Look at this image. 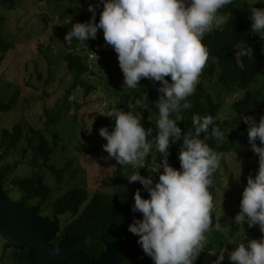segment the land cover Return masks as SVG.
Instances as JSON below:
<instances>
[{
  "label": "clouds",
  "instance_id": "1",
  "mask_svg": "<svg viewBox=\"0 0 264 264\" xmlns=\"http://www.w3.org/2000/svg\"><path fill=\"white\" fill-rule=\"evenodd\" d=\"M232 3L233 0H102L98 21L96 6L89 3L91 17L72 23L64 36L69 45L75 37L82 47H87L86 41L95 39L102 29L105 44L117 53L123 85L136 89L141 78L160 82L159 96L154 101L158 110L155 136L152 127L143 126L142 113L137 110L139 105L151 111L145 94L128 105L135 111L116 108L99 111L115 121L111 131L107 126L99 128L100 136L106 139L102 147L107 158H114L123 167H134L136 171L127 175V180L139 181L149 193L145 198L139 188L135 190L132 211H139L142 217L134 218L128 230L137 235V243L154 264H194L205 249L212 228L215 204L210 188L213 174L221 167L223 153L208 141L214 138L219 145L224 132L207 114H193L192 127L186 131H182L177 121L184 117L181 110L191 107L186 98L194 93L208 62L209 50L203 39L232 19L231 14L222 12ZM246 3L251 31L264 41V7L255 6L264 0ZM249 53L248 44L241 46V55ZM241 118L248 125L251 150L258 154V169L255 176L247 177L239 211L233 218L243 236L228 240L236 245L231 251L221 246L212 264H221L225 253L235 264H264V235L245 242L244 231L246 223L249 228L258 225L264 234V115L258 121L252 116ZM92 123L87 127L89 132ZM176 141H182L179 168L167 159L169 145ZM153 150L162 154L160 163L147 165L152 173H158L155 182L153 176L141 175L137 170L145 166L146 157ZM240 174L241 171L236 177Z\"/></svg>",
  "mask_w": 264,
  "mask_h": 264
},
{
  "label": "trees",
  "instance_id": "2",
  "mask_svg": "<svg viewBox=\"0 0 264 264\" xmlns=\"http://www.w3.org/2000/svg\"><path fill=\"white\" fill-rule=\"evenodd\" d=\"M70 2L72 7L56 4L57 7L50 13H57L60 19L69 18L71 23L84 22L89 19L86 9L91 3L96 6V20H99L103 6L102 0H70ZM16 5V0H0V7L14 8ZM255 6L264 7V3H258ZM41 9H43L42 6ZM222 12L231 14L232 19L219 29L205 35L203 43L209 50L208 62L200 75L194 93L186 98L191 107L181 110V115L184 117L177 123L182 131H186L192 127L191 116L193 114L211 115L214 124L224 132V139L219 145L216 144L214 138L210 139L208 143L217 151L222 152L224 156L225 152L232 148L226 139V132L229 130L226 127L227 124L219 118L224 96L235 94L236 88L244 89L242 96L231 103L234 121L232 122L237 124V130H243L247 125L241 117L252 116L258 121L264 115V51H262L264 41L260 40L258 34L251 31V20L246 0H233V3L225 6ZM41 16L44 17L45 22H50L53 33L60 35L62 28L52 25L51 18L47 13H43ZM4 20L5 15L0 11V53L10 51L15 46V43L8 39L5 34ZM99 32L100 38H89L86 41L88 48H91L94 53L93 57H90L81 45L79 50L69 51L62 43L63 60L72 78L68 92L76 86H80L86 95L96 92L98 83L90 82L88 79L91 76L99 78L103 75L122 77V80L117 81L113 88V94L118 104L116 109L135 111L134 107L129 109L128 105L133 104L135 98L145 94L151 111L141 108L139 105H137V110L142 113L141 121L146 118V127H152V136H155L157 132L155 119L158 110L154 101L159 96L157 91L159 81L153 83L147 78H141L140 86L136 89H129L127 85H123L124 77L122 69L119 67L117 53L112 52L113 49L110 45H107L108 49L102 46L101 38L104 39L102 29ZM74 43L78 44L79 42L75 40ZM247 44L251 48V53L241 55V46L247 47ZM98 51L100 54L97 55ZM98 57L102 60H97ZM111 59H113L112 62ZM38 78L41 79V73H38ZM68 92L64 95L65 98L68 97ZM18 96L19 91L16 90L7 102L0 100V110L12 109L17 103ZM96 96L101 99L103 94L100 91ZM45 113L46 120L41 127L29 126L30 135L23 134L20 123L14 124L10 129L1 128L0 147L2 150H0V160L7 156L8 151L16 149L23 137L28 145L21 149V157L16 159L13 164L4 162L0 166V174L3 176L2 183L8 198L12 192L8 189L7 175L12 168L23 163L33 170L29 175H23L12 180V184H17L21 188L20 193H15L18 197L17 201H22L26 205H38L39 214L44 211L42 209L43 204L49 203L50 210L45 213L46 216L52 218L56 215L61 219L60 229L52 241L53 244L65 235H74L76 237L74 243L76 249L96 256L105 249V241H121L127 235L136 237L137 235L128 230V225L133 222L134 218L142 217V213L139 211H132L134 192L139 188L143 197L149 196L139 181L129 182L127 180L126 176L136 169L131 166L123 167L116 162L113 170L100 179L101 189L90 192L86 186L79 184L63 188L65 173L69 170L70 161H66L60 167L50 161L58 148L59 134L57 130L49 128V125L57 124L60 115L52 116L47 113V110ZM203 135L201 133V136ZM181 145L182 141H176L169 145L167 159L176 168L180 167L178 153ZM27 151L30 153L29 157L26 154ZM161 155L153 150V153L149 154L146 159L161 158ZM26 156L28 158L25 159ZM46 169L54 176L55 186H51L46 181L44 174ZM138 171L141 175L153 176V182L159 178L158 173H152L146 164ZM160 171H163V168H160ZM70 175H72L71 172H68V176ZM210 191L212 194L214 193L213 186ZM64 217L67 219L66 222L62 221ZM216 223L217 216L214 212L212 228L207 234L206 247L194 264H212L216 257L211 252L231 243L228 240L232 239L237 228L234 227L226 233L217 228ZM10 250L12 264H28L26 248L10 247ZM121 264H154V262L144 253L129 256Z\"/></svg>",
  "mask_w": 264,
  "mask_h": 264
},
{
  "label": "rangeland",
  "instance_id": "3",
  "mask_svg": "<svg viewBox=\"0 0 264 264\" xmlns=\"http://www.w3.org/2000/svg\"><path fill=\"white\" fill-rule=\"evenodd\" d=\"M16 1L17 5L14 8L0 7V11L5 15V34L15 43L12 50L0 53V100L7 102L16 90L19 91L17 103L12 109L0 110V133L2 127L10 129L14 124L20 123L23 134L30 135L29 126L41 127L46 120V110L52 116L59 114V122L49 125V128L57 130L59 134L58 148L50 161L57 167L70 161L62 187L79 184L86 186L90 192L101 189L100 179L113 170L117 161L114 158H107L108 154L102 147L106 139L99 134L101 126H107L111 131L115 121L99 111L106 112L118 107L113 88L117 81L122 80V77L91 76L88 80L98 83L96 92L86 95L80 86L68 92L72 78L63 60L61 37L53 33L50 22L44 21V17L41 16L43 13L39 14L33 10L34 6L39 8L42 6L46 13L55 9L57 5L72 7L70 0ZM104 48L108 49V46ZM112 52L115 50L113 49ZM96 54H100L99 51ZM97 60L101 61L102 58L98 57ZM38 73H41V79L38 78ZM100 91L103 94L101 99L96 96ZM67 92L68 97L65 98L64 95ZM243 93L244 89L236 88L235 94L224 96L219 118L227 124L226 127L229 130L226 132V139L232 148L225 152L221 167L212 177L216 226L226 233L236 227L232 239H241L243 236L242 230L233 222V218L239 211V202L247 177L250 174L255 176L258 169V154L251 150L247 139L248 125L243 130H237V124L233 123L231 103ZM91 121H93L92 130L89 132L87 127H90ZM146 122V118L141 121L145 128H147ZM26 146L28 145L23 137L16 149L8 151L7 156L0 160V166L4 162L13 164L21 157V149ZM0 150H2L1 147ZM26 154L29 157L28 151ZM27 156L25 159L28 158ZM160 161L161 158H150L146 159L145 164L149 165L151 162L155 164ZM32 170L30 166L23 163L11 169L6 178L8 189L12 192L9 199L17 201L18 197L15 193L21 192V188L17 184H12V180L29 175ZM240 171L241 174L237 178ZM68 172L72 175L68 176ZM44 174L46 181L51 186H55L56 181L50 171L46 169ZM42 209L44 211L41 215H46L45 213L50 210L49 203L45 202ZM62 221L66 222V217ZM244 231L245 242L247 239H259L264 235L260 232L258 225L249 228L245 223ZM4 242L5 239L0 236V264H12L11 250L4 246ZM235 246L231 242L224 247L231 251ZM218 253L219 248L213 252L215 257ZM229 263L235 262L230 261L225 253V259L221 261V264Z\"/></svg>",
  "mask_w": 264,
  "mask_h": 264
},
{
  "label": "water",
  "instance_id": "4",
  "mask_svg": "<svg viewBox=\"0 0 264 264\" xmlns=\"http://www.w3.org/2000/svg\"><path fill=\"white\" fill-rule=\"evenodd\" d=\"M2 179L0 174V236L6 248H26L28 264H121L129 256L144 254L138 237L129 235L121 241H105V249L96 256L76 249L74 235H65L53 244L60 229L59 217L41 215L38 206L9 199Z\"/></svg>",
  "mask_w": 264,
  "mask_h": 264
},
{
  "label": "built area",
  "instance_id": "5",
  "mask_svg": "<svg viewBox=\"0 0 264 264\" xmlns=\"http://www.w3.org/2000/svg\"><path fill=\"white\" fill-rule=\"evenodd\" d=\"M33 11H35V12H37L39 14H42V13L45 12V10H43L41 8L38 9L36 6H34V10ZM86 12L88 13V18H90L92 14L88 10V8L86 9ZM46 13L51 18V24L52 25H57V26L60 27V29L62 28V32L60 33L59 36L61 37L62 43L64 44V46L66 47V49L69 50V51H71V50H79L81 46H80L79 43L78 44L74 43V41L76 40L75 37H73V41H72V43L70 45L64 40L65 33L67 31H69L70 28H71V26H72L71 19H69V18L60 19L59 15L57 13H49L47 11H46ZM96 37L97 38H100L101 37V34H100L99 30L97 32V36ZM101 40H102V46L103 47H106L107 45L105 44L104 39L101 38ZM83 48L85 49L86 52L89 53V56L90 57H93V54L94 53L91 50V48H88V46L87 47H83Z\"/></svg>",
  "mask_w": 264,
  "mask_h": 264
}]
</instances>
